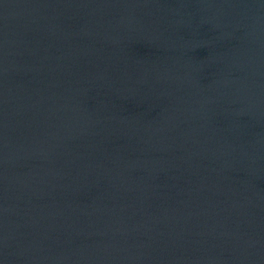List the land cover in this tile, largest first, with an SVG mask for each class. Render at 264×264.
Masks as SVG:
<instances>
[{
	"label": "water",
	"instance_id": "obj_1",
	"mask_svg": "<svg viewBox=\"0 0 264 264\" xmlns=\"http://www.w3.org/2000/svg\"><path fill=\"white\" fill-rule=\"evenodd\" d=\"M0 264H264V0H0Z\"/></svg>",
	"mask_w": 264,
	"mask_h": 264
}]
</instances>
